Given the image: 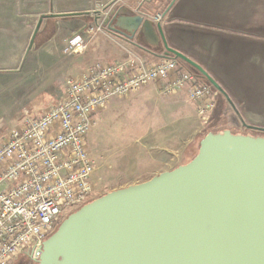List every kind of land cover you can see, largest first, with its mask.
Returning a JSON list of instances; mask_svg holds the SVG:
<instances>
[{"label": "water", "instance_id": "95a60500", "mask_svg": "<svg viewBox=\"0 0 264 264\" xmlns=\"http://www.w3.org/2000/svg\"><path fill=\"white\" fill-rule=\"evenodd\" d=\"M122 27L153 36L142 16ZM156 29L164 59L196 70L239 113L203 67L171 48L160 24ZM38 264H264V138L208 133L188 164L70 214L45 242Z\"/></svg>", "mask_w": 264, "mask_h": 264}, {"label": "built area", "instance_id": "2783aa9c", "mask_svg": "<svg viewBox=\"0 0 264 264\" xmlns=\"http://www.w3.org/2000/svg\"><path fill=\"white\" fill-rule=\"evenodd\" d=\"M154 20L160 22L162 16ZM105 30L102 22L82 32L90 40ZM87 48L79 34L66 41L64 53L76 56ZM150 85L159 87L160 96L187 91L203 120L217 107L219 92L195 72L180 70L177 60L150 64L129 53L121 63H97L68 78L55 104L38 117L26 113L0 139V264L22 258L38 262L67 211L74 213L93 201L96 165L88 139L97 117L116 100Z\"/></svg>", "mask_w": 264, "mask_h": 264}, {"label": "crops", "instance_id": "0c3cea01", "mask_svg": "<svg viewBox=\"0 0 264 264\" xmlns=\"http://www.w3.org/2000/svg\"><path fill=\"white\" fill-rule=\"evenodd\" d=\"M158 15L162 16L160 22L154 20ZM135 16L150 21L153 36L141 30L133 35L122 27ZM40 22L43 28L28 55L48 45L51 55L34 60L29 75L36 72V62L52 65L61 55H66L64 68L70 70L75 62L70 56L75 55L64 53L66 41L81 34L89 51L96 37L89 40L82 31L85 26L102 22L106 30L97 35L101 41L94 47L93 56L98 57L90 63L99 59L119 63L129 53L150 64L159 63L165 52L161 38L159 42L155 39L160 24L168 45L201 65L225 90L239 113L253 117L264 111V0H0V73L15 74L20 66L24 68L25 45ZM104 39L114 41L120 49L102 44ZM57 52L60 55L54 56ZM178 64L180 70L192 71L186 63ZM62 91L52 84L42 92L54 101L40 112L55 104ZM183 93L188 98L187 91L176 95ZM218 100L229 104L220 93Z\"/></svg>", "mask_w": 264, "mask_h": 264}, {"label": "rangeland", "instance_id": "374dc122", "mask_svg": "<svg viewBox=\"0 0 264 264\" xmlns=\"http://www.w3.org/2000/svg\"><path fill=\"white\" fill-rule=\"evenodd\" d=\"M41 28L42 24L39 30ZM95 37L89 51L87 48L82 54L70 56V59H75L70 70L64 68L66 55L59 56L57 52L54 55L59 56L57 63L42 66L43 62L38 61L33 75L28 72L31 63L51 55V46L28 55L32 50H29L31 41L25 45L26 55L21 64L24 68L21 70L20 66L15 74L0 73V139L21 124L25 111H29L30 116L38 117L42 109L50 106L53 97L42 93L50 85L59 86L63 94L68 78L80 76L89 66L97 63L118 64L102 59L90 63V60L98 57L93 56V50L101 41V36ZM103 43L119 48L109 39H104ZM29 81H32L31 88ZM187 99L186 93L160 96L156 85L116 100L101 111L97 126L88 139V150L96 165L93 200L185 165L196 156L201 140L210 131L229 128L233 133L245 135L254 132H249L244 124L264 127V111L253 117L251 114L245 116L236 113L230 104L218 100L220 102L217 101L213 114L203 120L198 116L197 105ZM72 212V209L68 210L65 219ZM16 264L33 262L22 258Z\"/></svg>", "mask_w": 264, "mask_h": 264}, {"label": "trees", "instance_id": "16d2710c", "mask_svg": "<svg viewBox=\"0 0 264 264\" xmlns=\"http://www.w3.org/2000/svg\"><path fill=\"white\" fill-rule=\"evenodd\" d=\"M36 43H37V42H36V40H35L34 44H36ZM38 44H39V43H38ZM40 44H41V43H40ZM178 61H179V60H178ZM191 69H192L193 72H195V73L198 75V77H199L200 79L203 80V83H207V84H209L208 81H207L205 78H203V77H202V76H201L196 70H194L193 68H191ZM223 90H224V89H223ZM224 92H225V90H224ZM225 93H226V92H225ZM226 130H228V129L225 128V129H220V131H219V130L210 131L209 133L220 134V133H223V132L226 131ZM232 133H233V132H232ZM207 134H208V133H207ZM207 134H206V135H207ZM235 134H237V133H235ZM200 143H201V142H200ZM199 148H200V146H199ZM198 152H199V150H198ZM197 154H198V153H197ZM197 154H196V155H197ZM194 158H195V157H194ZM194 158H192V160H193ZM192 160H191V161H192ZM191 161H189V162H191ZM189 162H188V163H189ZM188 163H186V164H188ZM186 164H185V165H186ZM175 169H176V168H175Z\"/></svg>", "mask_w": 264, "mask_h": 264}, {"label": "flooded vegetation", "instance_id": "af4514ba", "mask_svg": "<svg viewBox=\"0 0 264 264\" xmlns=\"http://www.w3.org/2000/svg\"><path fill=\"white\" fill-rule=\"evenodd\" d=\"M256 127H259V126H256ZM259 128H263L264 127H259ZM247 129V128H246ZM249 132H254V134H245V135H248V136H251V137H254V138H264V131H260V130H252V129H248ZM33 264H38V262H33Z\"/></svg>", "mask_w": 264, "mask_h": 264}]
</instances>
